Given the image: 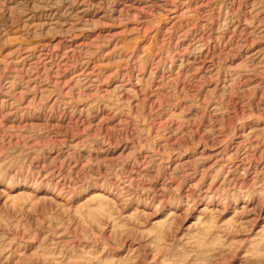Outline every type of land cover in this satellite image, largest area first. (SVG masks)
Here are the masks:
<instances>
[{
    "label": "rangeland",
    "instance_id": "374dc122",
    "mask_svg": "<svg viewBox=\"0 0 264 264\" xmlns=\"http://www.w3.org/2000/svg\"><path fill=\"white\" fill-rule=\"evenodd\" d=\"M0 264H264V0H0Z\"/></svg>",
    "mask_w": 264,
    "mask_h": 264
}]
</instances>
